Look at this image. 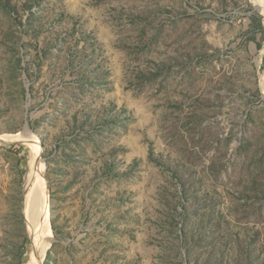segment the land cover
Returning a JSON list of instances; mask_svg holds the SVG:
<instances>
[{"label":"rangeland","instance_id":"rangeland-1","mask_svg":"<svg viewBox=\"0 0 264 264\" xmlns=\"http://www.w3.org/2000/svg\"><path fill=\"white\" fill-rule=\"evenodd\" d=\"M261 23L250 0H0V135L40 146L41 264H264ZM31 144L0 142V264H35Z\"/></svg>","mask_w":264,"mask_h":264},{"label":"bare ground","instance_id":"bare-ground-1","mask_svg":"<svg viewBox=\"0 0 264 264\" xmlns=\"http://www.w3.org/2000/svg\"><path fill=\"white\" fill-rule=\"evenodd\" d=\"M253 6L264 16V0H250ZM260 86L264 98V73L261 77ZM28 141L31 142L30 165L31 170L27 176L26 213L30 236L35 247H41L40 256L36 255L35 264H41L48 245L53 237L50 224L49 198L47 185L44 181V164L40 157V146L37 140H32L27 132L17 135L1 134L0 142Z\"/></svg>","mask_w":264,"mask_h":264},{"label":"trees","instance_id":"trees-1","mask_svg":"<svg viewBox=\"0 0 264 264\" xmlns=\"http://www.w3.org/2000/svg\"><path fill=\"white\" fill-rule=\"evenodd\" d=\"M261 28H262V30H263V32H264V26H263V24L261 23ZM258 48L259 49H261V48H263V45H262V43L261 42H259L258 43ZM12 147V146H11ZM175 175H176V178H179V176H180V174H179V170L175 173ZM258 257H259V255H254V256H252V255H249V253L248 254H246V262L244 263H241V264H254V263H258L259 261V259H258ZM189 261H190V259H188ZM238 264H240V263H238Z\"/></svg>","mask_w":264,"mask_h":264},{"label":"water","instance_id":"water-1","mask_svg":"<svg viewBox=\"0 0 264 264\" xmlns=\"http://www.w3.org/2000/svg\"><path fill=\"white\" fill-rule=\"evenodd\" d=\"M24 131H26V132H28V131H30V129H29V127H25V129H24ZM41 247H34V252H35V254L38 256H40V254H41Z\"/></svg>","mask_w":264,"mask_h":264}]
</instances>
